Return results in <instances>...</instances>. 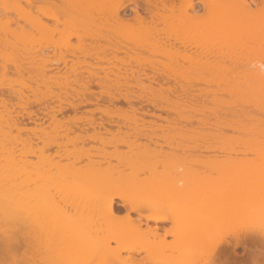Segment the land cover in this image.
Returning <instances> with one entry per match:
<instances>
[{"label": "rangeland", "instance_id": "1", "mask_svg": "<svg viewBox=\"0 0 264 264\" xmlns=\"http://www.w3.org/2000/svg\"><path fill=\"white\" fill-rule=\"evenodd\" d=\"M17 1L0 0V9L7 11L11 17H18L21 11L17 10ZM174 1L177 6L181 4V0ZM99 2L93 4L94 7L93 5L89 7L91 15L96 17L106 14L113 5L107 0ZM195 2L199 12L203 13V4L198 0ZM238 2L239 0H210L208 4L211 5L212 14L205 21L199 25L187 21H175L166 26L161 24L160 27L165 29L162 37L143 31H122L117 34L119 39L135 46L155 43L159 39L162 47L179 49L185 55L170 60L165 56L147 53L151 61L154 62L156 59L162 61L160 67L173 77V81L168 84L176 85V90L172 92L167 85L158 90L159 86L154 84V93L161 98L162 105L173 109L170 113L175 118L171 127L158 130V133L164 135V138H155L158 143L149 142L145 138L136 139L134 129L127 125H133L135 115L140 114L135 113L129 103L123 99L113 103L110 97L101 95L100 87L94 82V78L96 80L98 78L94 77L96 74L90 73L99 68L97 65H102L94 62L95 55L86 59L80 56V62L90 61H87L88 64L84 62L85 68L81 63L77 65L75 61L77 57L70 56V53L74 52V46L79 53L80 49L77 48L79 41L77 37H72L71 42L66 44L61 41V31L66 27L64 24H59L58 27L62 30L54 33L31 27H27V32L19 33L20 27L15 23H12L10 28L7 27V29L17 27L14 30L18 31V35L15 37L8 34L13 44H0V91H10L14 97L24 94L33 101L42 100L46 107L35 101L30 103L24 119L26 125L29 128L33 127L32 129H36L34 128L36 126L39 128L43 123L40 125L41 128L48 127L49 133L44 136V142L35 138L37 143H29L26 132L19 131L13 123L12 116L15 112L11 113L8 109L0 107L1 241L18 240L23 244L25 240L32 239L29 234L33 232L41 234V240L38 242L42 245L40 255L44 258L43 261L49 264H54L55 261V264H113V262L126 264L125 259L129 253L123 251L118 257L113 249L118 247L119 243L139 244L144 238L135 237L119 219L109 216L102 206L95 205V200L103 192H112L170 197L172 198L170 208L178 211L188 210L197 202L207 203L211 212L208 220L220 227L218 231L221 234H225V231L242 236L256 233L259 234V238L261 236L259 246H264V229L261 227L264 221V44L260 43L259 48L252 46L254 43L248 39L250 23H247L248 19L239 20L243 14L238 15L239 9H242L241 5L239 8ZM142 5L146 7L143 2ZM134 7L133 3L128 4L121 10L120 17H133ZM144 7H140L142 13L148 10ZM251 7L254 5L251 4ZM189 12L194 13L192 10ZM5 19V14H2L0 19L2 29L6 25L2 27ZM23 21L22 23H25ZM50 23L57 25L53 21ZM90 25L74 24L77 29L85 32V35H88L87 31L93 34L96 33V29L99 30L92 23ZM1 33L0 35L4 36V33ZM48 43L50 49H44ZM69 44L71 45L68 47ZM255 53H259L263 58L258 57L257 61ZM205 54L210 55L204 57ZM61 56H66L63 59H68L67 64L65 61L62 62ZM29 58L32 62L36 60L35 63L28 65ZM70 58L74 60L71 62ZM57 59H61V63ZM209 59L212 64L207 61ZM91 62L96 63V67L94 64L91 65ZM22 63H25L27 68L19 69L18 65ZM87 65H91V68ZM76 66L78 68L82 66L80 70L84 69L80 71ZM89 75L94 78L91 79ZM87 77L94 79L90 89L93 90L91 94H95L91 95L90 91L86 93L88 99L92 97L91 101L94 103L82 104L76 107V110L73 107L68 108L70 101L78 103L81 99L76 97V91L72 89L81 87L76 81L79 79L80 82L84 81L82 79L87 81ZM65 80L72 83L69 88L62 89L63 87L58 84ZM65 90H68V95L63 92ZM60 96L62 100L64 98L69 100L66 109L65 103L64 110L61 108L63 111L56 112L57 119H61L65 125L68 120L70 122V117L90 115V111H94L98 122L102 117L112 120L113 125L106 124L108 128L112 127L113 131L105 133L101 142L77 141L75 139L79 132L77 130L62 138L64 129L49 126L52 121L50 114L48 115L51 107L47 106L49 103L59 110ZM151 96L150 93L146 94L143 102L146 104L142 107L139 101L133 103L140 107L141 113L167 116L166 111L161 112L146 102ZM14 101L16 103L17 99ZM42 107L50 110H43ZM29 111L32 119L27 117ZM102 111L110 112L112 117L104 113L103 115ZM145 119L150 121L154 117L149 115L145 116ZM155 120L159 124L167 125L166 121ZM75 122L73 120V123ZM85 123L84 120L82 124ZM118 124L127 127L124 126L121 131H117L118 126L115 125ZM146 126L149 127L151 124L146 123ZM38 128L37 130L40 129ZM128 130L129 132H126ZM61 141L73 151L68 159L54 157L57 148L54 144ZM48 142L53 143L52 147L45 145ZM95 145L104 148L106 158L95 157L93 159L95 162H90L86 156L81 160L76 159L92 150V146ZM43 146L44 152L40 150ZM259 175L263 177L255 180ZM179 178L183 179L176 188L174 182ZM38 196L42 197L39 199ZM34 201L35 203H32ZM116 202L120 203L121 200L116 199ZM118 211L120 215L126 213L124 207H119ZM33 212H36L35 220L32 218ZM131 214L134 217L138 216L133 212ZM40 221L43 223L42 227L38 225ZM143 222L146 220L143 219ZM149 224L155 226L156 222L150 221ZM171 224L168 221L159 223L164 227ZM185 224L189 230L195 225L193 222ZM143 227H146L145 223ZM114 228L121 231L118 242L110 239V231ZM62 229L68 234L69 241L77 242V245L79 243L76 248L73 246L75 251L69 250L71 253L69 256L68 254L60 256L59 242L63 239ZM168 239L171 240L172 237ZM191 240L189 238L186 244ZM197 241L198 239L193 240ZM17 251H20L16 252L19 255L24 254L26 252L24 244ZM236 252L238 254L235 258L237 257L238 262L245 259V262H248V255L243 247H238ZM142 256H145L144 252L134 257L136 259ZM205 257L201 253L187 252L181 264H196ZM131 261L133 262L127 263L135 264V260Z\"/></svg>", "mask_w": 264, "mask_h": 264}, {"label": "bare ground", "instance_id": "2", "mask_svg": "<svg viewBox=\"0 0 264 264\" xmlns=\"http://www.w3.org/2000/svg\"><path fill=\"white\" fill-rule=\"evenodd\" d=\"M99 1L102 2L106 0H18L17 10L18 12L21 11V14L18 17H11L8 15L7 11H2L0 9V19L2 14H5V18H6L5 19L6 21L2 23L3 24L2 27H4L5 24L7 25V26L5 25L4 29L0 28L1 29L0 33L1 31L2 33H4V36L0 35V44L3 45L13 44L8 34H11L10 36L16 37V35H18V31L14 29H16L17 27H20L18 28L19 33L20 31L27 32V29L29 27L35 29H43L47 32L54 33V32H60L62 30L59 29L58 27L59 24H64L66 27L61 31L62 34L61 41L64 44L69 43L71 42L72 37H77L79 41V45H77L78 46L77 48L80 49L79 53L77 52V50H75L76 49L75 46H74L75 48L74 52L70 53V56L73 57L74 55L75 57H77V60L75 58V61H77L76 63H78L77 65H80L81 63V65L84 66V62L88 64L87 61L89 60L87 61L84 60V62L82 60L80 62V56L81 57L84 56V58L86 59L87 57L91 58V56L93 57L95 55L94 58L96 59H94V62H97V64L102 63V65L99 66L97 65V67H99L98 69L95 68L97 69L96 70L97 72L95 70L94 72L92 69L91 70L93 72H90L88 70L87 72H90L91 75L96 74L94 77H97L98 80H96V78L94 77L92 78L96 80L95 81L93 79L95 84L100 87L101 95L102 96L107 95L108 98L110 97V99L112 100L111 102L113 103L115 101H119L120 99H123L124 101L129 103L132 110L135 113L140 114V115H135L133 125H127V126H131V128L134 129L133 134L136 137V139L145 138L149 142L158 143V140H155V138H164V135L158 133V130L160 129L164 130V128L166 127L167 128L171 127V124L175 118L172 117V114L170 113L173 109L162 105L160 102L161 98H158L156 92L154 93V89H155L154 84H157L159 86L158 90L163 89L164 88L163 85H167V88L170 89V91L172 92L173 90H176V85L172 86L168 84L169 82H171V80L173 81V77L167 74V72L164 71L162 67H160L162 61L157 59L154 60V62L153 60L151 61V59L149 58L150 55H148L147 53L149 54L154 53V54H158L159 56L161 55L163 57L165 56L170 60H176L181 55L182 56L185 55H183L179 49L172 50L162 47L159 39L155 41V43L150 42L143 44L141 46H135L122 41L117 37V34H119L122 31H143L152 35L155 34L158 37H162L165 29L160 27L161 24L166 26V25H171L175 21H180V22L187 21L188 23H195L199 25L203 22V20L205 21L212 14L211 5L208 4L210 0H208V2L207 0H198L203 4V8H204L203 13H200L199 10L197 9L195 0H181V4L179 6H177L176 1L174 0H107V1H111L113 5L109 8L106 14H101L96 17L93 14L91 15L89 7H91V5L93 4L96 5ZM142 2L146 5V7L142 5ZM239 2L240 4L238 6L241 5L242 9L241 10L239 9L238 11V7H237L236 10L240 12L238 13V15L243 14L242 16L239 17V20L243 18L249 20V22H247L246 20L244 21H246L248 24L250 23L249 25H250L251 34L250 32L248 33L250 35L248 39H250L252 43H254V45L252 46L258 47L260 46V43L264 44V0H250L249 2L247 0H239ZM131 3L135 5V7L133 8L134 16L129 18H121L120 17L121 10ZM251 4H253L254 7H251ZM241 6L239 8H241ZM140 7H144L145 9L148 8V10L142 13L140 11ZM154 8L156 9L155 12H154ZM190 10H192L194 13L189 12ZM237 11H235V15H237L236 14ZM20 20L22 21L24 20L23 22L25 23H22V21L20 22ZM50 21L55 22L57 25H53L52 23H50ZM12 23H15L16 26L18 25L16 28L11 27L14 31L12 29H7V27L10 28V25ZM77 23L86 24V25L87 24L90 25V23H92L93 25L96 26V28H99V30L95 28L97 30L96 33L92 32L93 34H91V32L87 31L86 33H88V35L87 34L85 35V32L81 31L80 29H77L74 26V24L77 25ZM48 44L45 45L43 48L50 49V44L49 45ZM70 45L71 44H69L68 47ZM87 45L89 46V48ZM43 48L40 49L43 50ZM37 51L39 52V50ZM255 54H257V57L255 55V59L257 58L258 61L259 60L258 57L261 56L259 53H255ZM209 55L210 54L208 55L205 54L204 57L207 56L209 57ZM201 56H203V54H201ZM61 57L63 61L61 59H57V60H60L59 61L60 63L61 61L62 62L65 61L67 64L68 59L67 58L63 59V57L66 56H61ZM72 60L74 59L70 58L71 62ZM35 61L36 60L32 62L30 60L28 62V65L35 63ZM207 61L210 62L209 64H212V61L210 59ZM27 62L25 63L27 64ZM25 63L18 65L19 69L27 68L26 67L27 65ZM74 63H72V65ZM76 63L74 65H76ZM105 63L106 65L104 66ZM95 64L96 63H92L91 65L96 67ZM149 64L151 66H149ZM91 65H87V66H90L91 68ZM80 67L78 68L76 66V69L78 68V70H80ZM102 71L103 74H101ZM91 75H89L88 77L91 78ZM88 79L87 81L85 79H82L84 80L83 82L82 81L80 82L81 79L79 80L77 79L78 81L75 80L76 82H78L77 84L81 86L78 87L79 89L72 88L74 91H76L75 93L76 97L81 98L79 102L77 101L78 103L74 101L73 102L70 101L68 106L67 101L69 100L64 98V100H66V102H64V100H62L63 98H61L60 96L58 99L60 100V102H58L60 109L58 110L56 109L55 106H50L49 103H47L44 100L48 104L47 106L51 107V111L50 113H48V115L50 114L49 116L52 121H50L51 125L49 126H51V128L64 129L65 132L61 134L62 138L67 137L71 131L77 130L79 131L78 134H76L75 136V139L77 141L85 142L87 140H90L94 142H98V141L101 142L104 139L103 136L105 133H111L113 131L111 130L112 127L111 129L110 127L109 128L107 127V124L113 125L112 120L109 118L104 119L102 117L104 114L105 115L107 114V116L108 117L110 116L111 118L112 117L111 113L108 111H102V114L103 113L104 114L101 116L102 119L100 120V122H98L95 119L94 111H90L91 113L90 115L87 114L85 116L80 115L79 117L77 115L74 118L72 117L69 118L71 120L72 119L75 120L76 122L78 120L77 123L76 122L73 123V120L72 122L71 120L70 122L68 120L67 124L65 125V123H63L61 119H57L56 112L60 113L61 111L64 110L63 109L64 107L65 109L67 106L68 108L73 107L76 110L77 109L76 107L82 106V104L94 103L93 101H91L92 97L90 99H88L87 97L88 94L87 92L90 91L89 93L91 94L93 91L90 89L93 80L91 79L88 80ZM67 81L68 80H65V82L63 81L64 83L63 82L59 83L58 86L61 85L60 87H63L62 89L69 88L71 85L70 83L72 82L70 81L67 82ZM80 88H82V90ZM135 88H137V90ZM63 92L64 93L66 92V95L69 94L68 90H65ZM148 93H150L152 96L148 97L146 102H148L151 105H154V107H156V109L161 110V112L166 111V113H168L167 116H163L162 114H156V113H147V112L141 113L139 111L140 107L134 105L133 101H139L141 107L143 104H146L143 102L145 100L146 94ZM14 99L15 100L17 99L16 103ZM34 101L36 103L43 102L42 100L39 102V99H36ZM34 101L31 98H29L28 95L20 94V96L14 97V94L10 91L7 92H5V90L0 91V107H4L8 109V112L11 113L15 112L14 113L15 115L14 114L13 116L11 115L13 123L18 127L19 131L23 130L24 132H26L27 141L31 144L36 142L35 138H37L36 139L37 141L40 140L44 142L43 139L44 136L48 135L49 133L48 127L45 126L41 128L40 125L43 123L39 125L40 129L37 126L34 127L36 129H32L33 127L29 128L26 125L24 119L26 114L25 112H27L28 114L27 110L30 108L29 105L32 102L35 103ZM61 101H63V103ZM42 104L45 105V103ZM63 104H65V106ZM44 109L50 110L48 108H43V110ZM149 115L154 117V119L150 121L148 120L146 121L145 116H149ZM27 117L29 119H32L31 118L32 114L30 117V111ZM155 119L166 121L167 125H162L161 123L159 124ZM84 120L86 121V123L82 124ZM106 120L108 122H106ZM63 121L65 122V120ZM34 122L36 123V121ZM146 123L151 124V126L149 127L146 126ZM52 124H54V126H52ZM115 126L116 127L118 126L117 131H121L122 127L124 126L127 127L126 125L121 126V124ZM37 128L39 130H37ZM126 132H129V130ZM45 145H47V147H52L53 143L48 142ZM54 145H56L57 147L55 151L56 153H54V157L56 156L61 159L63 158L68 159L69 157L72 156L73 151L70 150L64 142L62 141L57 143L55 142ZM44 149L45 146L40 147L41 151H43ZM84 156H86L90 162H95L93 160L95 157H99L100 159L106 158V155L104 154V148H102L101 145L92 146V150L86 152L85 154H82V156H78V158L76 159L81 160V158ZM262 177L263 175H259L258 177L255 178V180H258L259 178ZM182 179L183 178L177 179L174 182V187L177 188L179 183L182 182ZM31 195L33 196V194ZM39 197L40 196H38V198ZM30 199L32 198L30 197ZM116 199L121 200V202L117 203ZM171 199L172 198L170 197L154 196V194H145V195L137 196L133 194L125 195V194L112 193V192H103L102 195L97 200H95V205L102 206V208L105 209L106 213L109 216L119 219L122 225L128 230H130L131 234H133L135 237L144 238V241L139 244L131 245V244L119 243V246L113 249L115 255L119 257L121 252L123 251L129 253L128 257L125 259L126 264H128L129 262H133L131 260H135V264H181L184 255L187 252L201 253L205 256L214 253L213 255L214 259L220 261H231L232 264H248V263L261 264L262 262L261 259L264 260V246L261 247L258 244V241L261 238V236L259 238V234L251 233L242 236V235H238L237 233L236 235L234 232L232 233L228 231H225V234H221L218 231L219 230L218 228L220 227L218 225L210 223L208 220L211 216V212L209 211L207 203L204 204V202H197L194 203L192 208L188 210L183 209V211L182 210L178 211L170 208V202L172 201ZM32 203H35V201ZM30 205L34 206V204H30ZM119 207H124L126 209V213H124V215H120V212L118 211ZM35 210L36 209H34V211ZM132 212L138 214V216L137 217L132 216L131 214ZM31 213H32V209H31ZM35 214L36 212L32 214L33 219L34 217H36ZM143 219H145L146 222H143ZM150 221L156 222V225L155 226L150 225L149 224ZM167 221L171 222L172 224L168 227L159 225V223L167 222ZM185 222L186 223L193 222L195 223V225L191 227V229L189 230L187 229ZM144 223L146 224L145 228L143 227ZM42 224H43L42 221L38 222L39 227H42ZM120 233H121L120 229L119 230L116 228L112 229L110 231V239L119 241L118 237L120 238ZM61 234L63 239L59 242L60 245L59 248L61 253L60 256H63L64 254L65 255L68 254L69 256L71 250H74L73 246L76 248L77 242L69 241L67 239L68 234L65 233L63 229ZM29 235L32 239L25 240V243H23L24 246L26 247V252L22 255L17 254L20 253L21 251V250L19 252L17 251L21 248V245L23 247V244H20L18 240H14V241L0 240V264H4L5 261L14 262L18 260L30 261L31 264H49L46 261L44 262L43 261L44 258L40 255V250L42 249V245L38 242H40L41 240V234H34L33 232H31ZM168 237H172V239L169 240ZM189 238H191L192 240L190 241V243L186 244ZM193 238L198 239V241L193 242L194 240ZM230 238L231 239L234 238V239L231 240ZM33 239L37 242H35ZM85 245L86 244H84V247ZM240 246L244 248V252L248 255L247 258L248 262L247 261L245 262L246 260L245 258H244L245 260H242L240 262H238V259L236 260L237 257L235 258V256H237L236 254H238V252H236V249ZM143 252L145 253V256L135 259L134 256L136 254H141Z\"/></svg>", "mask_w": 264, "mask_h": 264}, {"label": "snow or ice", "instance_id": "3", "mask_svg": "<svg viewBox=\"0 0 264 264\" xmlns=\"http://www.w3.org/2000/svg\"><path fill=\"white\" fill-rule=\"evenodd\" d=\"M262 229H264V221H262L261 224ZM214 253L207 255L205 258L199 260L196 262V264H232L231 261H220L213 258ZM4 264H31L30 261H5ZM261 264H264V261L261 262Z\"/></svg>", "mask_w": 264, "mask_h": 264}]
</instances>
